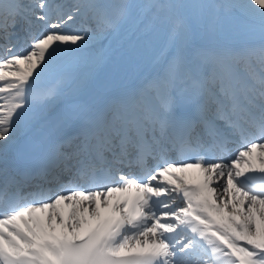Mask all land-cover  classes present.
Wrapping results in <instances>:
<instances>
[{
  "label": "snow or ice",
  "instance_id": "6c2138e0",
  "mask_svg": "<svg viewBox=\"0 0 264 264\" xmlns=\"http://www.w3.org/2000/svg\"><path fill=\"white\" fill-rule=\"evenodd\" d=\"M153 10L169 24L168 59L110 91L140 52L103 41ZM233 13L258 43L225 41ZM77 17L96 30L72 29ZM109 63L111 77L81 98ZM4 81L0 264H264V0H0ZM64 83L71 103L22 166L10 129L43 121ZM237 137L244 150L215 162Z\"/></svg>",
  "mask_w": 264,
  "mask_h": 264
},
{
  "label": "bare ground",
  "instance_id": "6f19581e",
  "mask_svg": "<svg viewBox=\"0 0 264 264\" xmlns=\"http://www.w3.org/2000/svg\"><path fill=\"white\" fill-rule=\"evenodd\" d=\"M135 1H137V3L140 2L139 4L146 3V1L144 0L142 1L135 0ZM170 1L171 3H176V2H181V1H184L185 3H200L199 0H160L158 1V3L168 4ZM65 2L67 4H71L72 0L70 3H68L67 0H65ZM205 4H216V3L213 0H205ZM212 11H214V9H211V8L206 9L204 11L205 16L206 17L211 16ZM83 19L84 18L79 17L78 21L74 23L72 26H75L77 23H79ZM160 22H162L163 24L162 25L159 24ZM132 24L136 25L135 28H132ZM227 25H228L229 30L224 35H226L228 32H230L231 34L230 36L229 35L226 36L225 39L227 40V42L237 44L239 42L238 38L240 37L245 38V40L247 39L254 40L253 36H260L258 27L253 26L251 24L243 25V24H238V23L227 22ZM156 27L158 29L160 28V31H157L155 33L152 30H154ZM233 27L238 28V29L236 31H233ZM124 39L126 40L125 48H127L129 44H132V45L135 44L134 46L140 52V56L138 59L130 62L129 64H125L121 67V70L115 79L114 85L110 89V91L112 92L116 91L119 87L124 86L129 81V79H135L136 77H139L142 74V72L145 73L144 69L145 67H148V64L146 62V59L144 58L141 59V55L146 53V51L148 50V47H147L148 43L150 44L149 46L155 45V47L149 48V52H151L150 61L154 59L153 62L157 59L156 58L157 54H159L161 51H164V49L168 46L169 24L165 18V14L161 13V14L155 15V10L144 14L142 17L139 16L138 14L137 17H135V20L133 21V23H131V29H128L127 31H125L124 37L120 38V40H124ZM117 47L118 45H116L114 48H117ZM79 67L80 68L84 67L85 70L88 69L89 71L87 61L82 62ZM88 71H86L85 73L83 72L80 75L84 77L86 76ZM112 71H113V64L109 63L97 74L96 80L92 83L90 88L82 94L81 98H84V99L88 98V96H90L92 92L94 91L96 85H98L99 83L103 81H106L107 79L111 77ZM71 101H72V97L70 95V91L67 90L65 95L62 98L55 101V102H61V105L57 108L55 107V102H54L53 105L48 110L50 111V114L48 115L46 113V118L43 121L38 123L39 125H41L40 128H37V129L32 128L35 125L34 123L33 125L25 129L19 128V129H16L15 131H12L10 129L9 140L7 141L10 146L9 153L15 152L21 149L23 142L29 141L32 138L40 137L42 133L44 132L45 128L50 126L55 121V119L61 115L62 113L61 106L65 102L70 104ZM0 143H3V142L0 141ZM221 163H224V162H221ZM225 164H230V163L226 162ZM220 183L223 184L224 180L222 179ZM219 191L222 192V189ZM228 195L229 194H225V199H227ZM177 203L179 202L177 201Z\"/></svg>",
  "mask_w": 264,
  "mask_h": 264
},
{
  "label": "rangeland",
  "instance_id": "374dc122",
  "mask_svg": "<svg viewBox=\"0 0 264 264\" xmlns=\"http://www.w3.org/2000/svg\"><path fill=\"white\" fill-rule=\"evenodd\" d=\"M110 3H115V2H117V0H108ZM139 1V0H138ZM142 1V0H141ZM144 1H146V0H144ZM202 2H203V4H205V0L203 1V0H201ZM130 2L131 3H136V4H139L140 2H138L137 3V1H135V0H130ZM231 16H232V14H231ZM233 17L234 18H232V19H229L230 21H232V22H236L237 21V23H240V22H245L246 20H245V18L243 17V16H241V15H239V14H237V13H234V15H233ZM129 28V24H127V25H125L124 26V28L121 30V32L118 34V35H116V36H120L122 33H124L127 29ZM156 33V32H155ZM154 33V34H155ZM111 39V40H110ZM118 40H115L114 41V36H112V37H109V39H107L106 40V42L105 43H108L109 42V44H111V46H112V44L113 43H116ZM125 41H122V42H120L121 43V47H123L124 45H123V43H124ZM171 44V43H170ZM28 46V45H27ZM172 50V49H171ZM88 58V57H87ZM158 62V61H157ZM156 62V63H157ZM66 87H68V84L66 83V85H65ZM69 88V87H68ZM1 97H0V104L2 103L1 101H4L5 100V98H7V94H1L0 95Z\"/></svg>",
  "mask_w": 264,
  "mask_h": 264
}]
</instances>
